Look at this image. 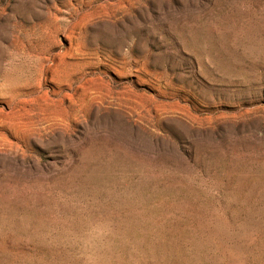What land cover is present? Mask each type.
<instances>
[{
  "label": "rangeland",
  "instance_id": "rangeland-1",
  "mask_svg": "<svg viewBox=\"0 0 264 264\" xmlns=\"http://www.w3.org/2000/svg\"><path fill=\"white\" fill-rule=\"evenodd\" d=\"M56 53L118 99L9 116L0 264H264V0H0V117Z\"/></svg>",
  "mask_w": 264,
  "mask_h": 264
},
{
  "label": "bare ground",
  "instance_id": "bare-ground-1",
  "mask_svg": "<svg viewBox=\"0 0 264 264\" xmlns=\"http://www.w3.org/2000/svg\"><path fill=\"white\" fill-rule=\"evenodd\" d=\"M67 33L70 37L73 36V28L68 29ZM69 36H67V38L70 39ZM60 55L61 54L59 53L50 54L42 64L40 63L41 65H39V71L37 75L35 77L30 76V80L26 83L25 88L22 89L23 91L18 92L10 99V101L8 100L5 102L7 112L3 114L4 116L0 117V147H4L9 151H13L14 153L17 152L16 142L10 141L7 137V131L10 133L16 127L18 129L14 131L17 134H19V132H23L24 130L25 133L29 135L28 137H30L29 141L34 142L36 141V135H41L47 131H52L56 128L62 129L68 126V124L77 119V117L80 115V111H84L89 117H91L96 110V107L92 106L91 103H94V100L97 96L101 98L102 102L108 98L111 100V102L118 99L117 92L108 90L105 93H100L98 90H96L99 92L97 93L95 88H90L92 86H85L88 83L80 87H76L78 83L75 85L76 82L72 81L70 85L66 84L65 88L60 87L62 86L58 81V70L62 59H60ZM84 63L87 64V66L90 64V62L87 60L86 62L84 61ZM108 67L110 68L109 70L116 75H121L123 73V71H120L112 66ZM80 90L82 93V95H80L83 96L82 103L85 104V108L83 109H79L80 101L78 102V99ZM63 99L68 100V109L71 110L69 116L65 118L55 114H47L45 112L47 108L52 106L56 107L58 104H61ZM118 106L128 110L136 108V106L133 104H126L122 102L118 104ZM15 112H23L27 114V116L24 114L26 117L23 119V121L20 120L22 124L20 121H18L19 124H14L16 127L12 126L13 122L12 124L10 123L15 117H13L11 120L9 119V116L15 114ZM19 118L17 117V120H19ZM17 134L14 136L15 139L18 137Z\"/></svg>",
  "mask_w": 264,
  "mask_h": 264
}]
</instances>
